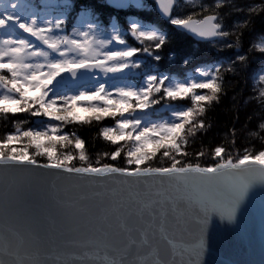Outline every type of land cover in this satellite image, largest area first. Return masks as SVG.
Segmentation results:
<instances>
[{
    "label": "snow or ice",
    "instance_id": "obj_1",
    "mask_svg": "<svg viewBox=\"0 0 264 264\" xmlns=\"http://www.w3.org/2000/svg\"><path fill=\"white\" fill-rule=\"evenodd\" d=\"M244 7L227 25L216 0H0V117L14 123L0 136V264H264V91L245 136L259 149L233 128L204 165L186 150L224 74L264 57V41L241 47L264 0ZM166 25L234 58L196 66L186 53L191 74L162 70ZM18 114L36 119L22 128ZM106 118L99 135L115 147L93 160L64 129ZM257 221L258 262L209 259L251 243Z\"/></svg>",
    "mask_w": 264,
    "mask_h": 264
},
{
    "label": "trees",
    "instance_id": "obj_2",
    "mask_svg": "<svg viewBox=\"0 0 264 264\" xmlns=\"http://www.w3.org/2000/svg\"><path fill=\"white\" fill-rule=\"evenodd\" d=\"M217 1L220 2L218 3L221 6L220 10L226 13L225 23L229 25H232L234 21L243 20L247 15V10L244 6L253 2V0H231V5H234L235 8L244 9L243 11H235L229 6L227 0H216V2ZM204 2L211 4L213 0H204ZM256 2L259 3L260 0H256ZM154 18V14L149 16V19ZM160 24L165 25V21L161 19ZM262 27H264V25L257 19L255 24V31L257 34L253 36L249 32H245L241 47L245 49L254 48V45L264 41V35L260 34V29ZM164 30L169 33L170 42L167 43V46L164 47L161 52L162 60L159 66L162 70L185 72V66L182 64V68H178L180 65L177 61L179 57L185 56L186 53L191 54V59L194 61L195 65L211 64L217 60L234 58L235 48L222 49L218 46L199 41L190 34L178 32L175 30L174 26L166 25ZM228 39L232 40L234 37ZM129 43H132V41L129 40ZM144 43L148 45L150 42L146 40ZM169 50H172V53H170ZM169 54L177 55L175 57L176 63L166 64ZM251 55L252 61L247 73L239 76H234L232 73L224 74V93L220 95L218 103L214 102L213 106L207 108L206 112L201 117L205 120L206 128L197 131L195 137H188L189 144L186 150L189 153V158H194L192 156L194 152L203 150L205 155L200 158V163L202 165L211 161L212 157L210 152L212 148L221 143L226 137L231 139L230 130L233 128L236 130L238 147L247 146L251 149L252 145H255V148L259 149L261 146V141L258 139L252 138L251 143L245 139L247 130L252 129L256 123V118L259 115L258 96L259 92L264 91V81L259 79L261 75H264V57L261 56L259 49H254ZM188 68H191V66ZM254 97L256 99H253ZM161 103H163V101ZM174 103L189 104V101L183 100ZM158 106L159 105H156L155 107L159 108ZM14 119L28 120L27 123L20 125L22 128H27L32 120H34L33 118H28L27 114H18ZM113 123L111 118H106L99 123L93 122L90 125H76L75 127L68 125L64 131H76L77 134L85 140V147L94 160L97 153L114 149V145H110L99 135L100 127L109 126ZM13 127V119L5 120L0 117V136L6 131L12 130ZM233 155H235V153H233ZM167 163V160L163 162L154 161L153 166H166Z\"/></svg>",
    "mask_w": 264,
    "mask_h": 264
},
{
    "label": "water",
    "instance_id": "obj_3",
    "mask_svg": "<svg viewBox=\"0 0 264 264\" xmlns=\"http://www.w3.org/2000/svg\"><path fill=\"white\" fill-rule=\"evenodd\" d=\"M217 261H243V262H258L260 259V237H259V223H256L255 236L251 243L245 240L231 248H222L213 257Z\"/></svg>",
    "mask_w": 264,
    "mask_h": 264
},
{
    "label": "rangeland",
    "instance_id": "obj_4",
    "mask_svg": "<svg viewBox=\"0 0 264 264\" xmlns=\"http://www.w3.org/2000/svg\"><path fill=\"white\" fill-rule=\"evenodd\" d=\"M216 3H220L219 1H217ZM227 25H229V24H227ZM132 43H134V46H140V44H139V42H133L132 41ZM177 55L176 54H169V56H168V58H167V62H166V64H173L174 62L176 63V57ZM180 58V57H179ZM178 63H179V65H180V67H178V68H182L181 66H182V63H180V60L178 59V61H177ZM199 65H202V64H199ZM199 65H196V66H199ZM177 68V67H176ZM177 68V69H178ZM184 69V68H183ZM184 71H186L187 72V74H191V71H192V69L191 68H187V69H185ZM177 72H181L182 73V71H177ZM184 73V72H183ZM163 104V103H162ZM158 107H160V105L158 106ZM78 111L80 112V114L83 116V115H85V114H88V113H85V112H83L82 110H79L78 109ZM162 111V113H163V110H161ZM33 119H36V118H34V117H32Z\"/></svg>",
    "mask_w": 264,
    "mask_h": 264
}]
</instances>
